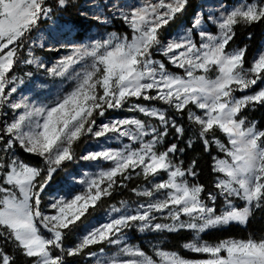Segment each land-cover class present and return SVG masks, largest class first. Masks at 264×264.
Listing matches in <instances>:
<instances>
[{
    "label": "snow or ice",
    "instance_id": "6c2138e0",
    "mask_svg": "<svg viewBox=\"0 0 264 264\" xmlns=\"http://www.w3.org/2000/svg\"><path fill=\"white\" fill-rule=\"evenodd\" d=\"M186 3L187 0H157L131 9L123 15L132 32L130 39L111 34L102 42L74 47L70 55L48 69L50 74L65 76L74 65L86 62L71 77L76 83L70 92L49 106L29 108L23 102L10 104L14 112L21 108L25 111L0 127V240L11 244L31 264H65L64 255H80L85 248L105 241L118 244L119 240L112 237L132 226V222H140L141 231L187 229L196 234L231 222L245 224L253 206L264 203V130H257L254 124L245 127L246 121L238 119L249 104H264V87L243 97L233 96L234 91H245L264 80V51L257 53L250 67L244 66L246 48L226 51L236 25L264 18V0L259 3L240 0L218 20L211 18L219 34L201 29L199 45L192 41L191 30L162 44L159 29L182 12ZM56 6L66 7L67 0H56ZM51 11L46 0H0V97L5 96L16 49L41 17H47ZM200 25L197 17L192 27ZM153 48H158L169 64L184 69V75L171 73L165 63L153 60ZM34 62L35 59L27 61ZM213 70L217 74L209 78L208 73ZM132 97L159 100L177 112L189 104L202 110V115L190 112L188 118L198 126L194 134L203 142L205 151L215 143L223 154L213 157L212 171L218 174L214 183L217 191L208 193L213 204L218 197L223 198L220 214L203 202V185L189 184L186 179L197 175L193 170L195 161L187 170L174 164L169 157L178 151L176 144L157 152L156 146L168 135L169 127L178 137L184 134V128L170 121L162 110L142 105L130 109L158 119L161 131L155 127L149 130L135 118L113 119L97 125L94 114L104 116L107 109H120ZM127 126L134 127L135 134ZM217 129L227 138L226 143L216 139ZM87 134L97 139L109 134L126 136L134 143L139 140L140 147L133 150L126 145L122 151L102 149L82 155V160L110 161L112 166L79 180L85 186L84 191L54 199L49 205L54 214L42 213L41 194L48 181L64 161L73 159V145ZM149 135L151 139L144 141L143 137ZM191 144L189 140V147ZM17 145L24 152L43 158L47 170L43 181L38 179L43 169L16 159L12 150ZM137 169H140L137 175L142 174L145 180L152 177L151 188L133 189L138 196L148 197L149 202L87 231L75 246L65 249L64 230L79 221L90 207H95L102 196L111 195L118 176L131 179V173ZM160 173H165L167 179L157 180ZM234 200L243 201L244 206H235ZM166 210L174 223H151L153 213ZM182 215L189 219L181 221ZM184 247L208 258L189 260L174 252L157 250L158 259H153L140 249L125 246L120 254L127 259L113 256L107 261L98 260L97 264H264V239L224 240L215 245L189 242ZM53 249H59L61 254ZM0 264H14V257L0 249Z\"/></svg>",
    "mask_w": 264,
    "mask_h": 264
},
{
    "label": "rangeland",
    "instance_id": "374dc122",
    "mask_svg": "<svg viewBox=\"0 0 264 264\" xmlns=\"http://www.w3.org/2000/svg\"><path fill=\"white\" fill-rule=\"evenodd\" d=\"M197 1L198 2L195 12L190 18V26L186 27L183 25H179L173 31V33L170 34L162 42V44H166L170 40H175L181 35H187L189 33V30H191L192 41L197 45H199V43L201 42V38L199 36V31L201 29L208 32L209 34L218 35L219 30L217 26L212 23L211 18H215L218 20L221 17L222 13L226 11H230L240 2V0H238V1H232L228 4L225 2V0H197ZM156 2L157 0H83L80 6L81 16L84 17L85 19H91L97 24V26L95 27V25L92 24L88 32H86L83 36L80 37H77L75 35L74 30L71 29L69 25L62 24L58 20L51 19L49 15L47 17H42V20H46L47 22L44 24V26H42L32 34V36L28 40V46L24 49V51L19 54L18 52L19 48L16 49V62L13 66V69L8 73V82L5 85V96L0 97V127H3L6 123H11L16 115L22 114L25 111L24 108H21L14 112L13 109L10 107L11 103L23 102L29 108L49 106L54 102H56L63 95L70 92L75 87V83H76V81L71 77L74 76L76 71H80L82 66L86 62L82 61L81 64L74 65L73 68L69 70V73H67L65 76H57L50 74L48 69L55 67L59 60L70 55L74 47L90 46L92 43L96 41L102 42L103 40L107 39L111 34H116L120 38L127 36L130 39L132 32L128 24L123 19V15L129 14L131 9L133 8L141 7L145 4H151ZM259 2L260 0L252 1V3H259ZM95 17H99L100 19H96ZM197 17H199V19L201 20V25L199 28H193L192 25L197 19ZM171 20L168 23H170ZM113 21H117L119 23L118 25H121L124 28H126L129 31L128 32L129 34H126L125 32L122 34L117 33ZM168 23L166 25H168ZM261 51H264V41L260 43L259 47L257 48V50L253 55V58L257 55L258 52ZM155 55L161 58H155ZM29 59H35L36 62L29 64L27 63ZM152 59L165 63L169 72L180 76L184 75V69L177 68L174 67L172 64H169L167 59L160 54L158 48H153ZM161 59H163L164 61ZM216 74L217 73L215 72V70H213L208 73V76L209 78H215ZM262 87H264V80L258 81L257 85L252 86L249 89H246L245 91H239V90L234 91L233 96L236 98L243 97L245 95L258 91ZM13 89H15V91H13ZM150 94L154 95L155 93L152 92ZM129 99L131 100H128V102L120 109H115V108L107 109L104 116H100L98 113L94 114L97 125H99L101 122L108 123L113 119H124V118L138 119L137 118L138 116H144L142 113L138 111H131L130 109L132 108L133 105H142L149 108H157L162 110L166 115V111L168 108H159L155 105L146 103V102L150 103L152 101L162 103L159 100L145 101L143 99L138 100L135 97ZM164 105L170 107L169 105L166 104ZM171 109H174L176 111V109L173 107H171ZM184 110H186L188 120H189L188 117L190 112L196 115L203 114L202 110L196 108V106L193 104L187 105ZM144 117L149 119H155L147 116ZM168 119L170 120L169 117ZM155 120H157L158 127L162 129L160 121L158 119ZM145 125L148 126L149 130L151 127L156 128V125L152 124L151 122H147L145 123ZM250 125H253V123ZM127 127L129 131L135 134L134 127L132 126H127ZM160 129L157 130L160 131ZM218 132L225 138V143H226L227 138L219 130ZM150 139H151L150 135L143 137L144 141H148ZM126 145L128 146L129 149L136 150L139 149L140 147V141L137 140L134 143L132 140L128 139V137L126 136L118 137L116 134H109V136L102 137L99 139L94 138L91 134L83 135L73 145L72 148L73 161L71 166H67L63 175L60 178H58V180L50 184L47 188H45V190L42 192V199L40 204V210L42 211V213L48 215L54 214V210L49 207V205L53 202L54 199L59 197H70L72 195L84 191L85 186L79 183L78 182L79 180L85 179L86 176L87 177L95 176L100 170L107 169L112 166V163L110 161L82 160L81 159L82 155L93 151H100L102 149H109L112 151H122L124 150V147ZM159 146L160 143L157 144L156 150L157 152H162ZM16 147L19 146L17 145ZM217 151L219 153L218 156L223 157V154L219 152L218 148ZM173 155L174 154H170L169 158L174 163ZM41 159L43 161V158ZM66 161H64L61 165L65 164ZM138 172H140V169H137L136 172H132L131 179H127V180L118 176L116 178L118 181L117 185H122V187H126V184L130 181L135 182L137 180H141L143 182L138 188H136L137 191H143L145 189L151 188L152 177H149L148 180H145L142 174L137 175ZM217 175L218 174H216V178ZM191 177L192 176H187L186 177L187 181H189L188 179H190ZM156 179L157 180L167 179V176L165 173H160V175L156 177ZM117 185H115L110 191L112 192V190L115 189ZM103 186L104 185H102V187ZM107 196L109 195H104L102 197H107ZM153 199H155V197H153ZM148 202H149L148 197L138 196L132 190L129 199L117 200L116 202L110 204L102 212H99L94 218L90 219L88 222L84 224L79 225L78 222L80 220L77 221L75 224H73L75 226L77 225L76 229L79 230H77L74 233L72 241L68 244L67 243L63 244V247L67 249L75 246V244L82 238L84 234H86L87 231L95 227L101 226L104 223L109 222L113 217H119L121 215L129 214V212H134L137 210L140 204H147ZM233 203L235 204V206L239 208H242L244 206V202L240 200H234ZM223 207H224V201H223ZM223 207L221 208V211ZM91 208L93 207H90L89 209ZM114 208L120 209V211L114 212L113 211ZM253 208H255V206H253ZM152 215L154 216V219L151 221L152 224L174 223L170 218V215L167 210L164 213H153ZM250 216L251 213L248 217V220L250 219ZM188 219L189 218L186 216L183 215L181 216V221H187ZM139 223L140 222H132V226L124 228L116 236L112 237L113 239L119 240L118 244H109L107 241H105L103 243L95 244L88 248H85L84 251L82 252L84 253L83 255L84 263L97 264L98 260L107 261L113 256H118L120 259H127V257H124L122 254H120V249L125 246L140 249L146 255L152 257L153 259H158L156 257L157 250H162L165 252H174L170 250L169 242L165 235L177 231H186L189 233V239L181 244V249L185 253H190L196 257L195 259H189V260H202L208 258L206 254L195 253L184 247V244L189 242L207 243L200 239V236L204 232L196 234L193 231L187 229H179L174 232H168L166 230L153 231L149 229H145L141 231L139 227ZM229 224H235L241 227L245 226V224H239L236 222H231ZM225 226L227 225H221L218 227L209 228L205 232L213 229H220ZM69 227H71V225ZM41 231L43 232L44 230L41 229ZM44 234L48 235L46 232ZM227 240H234V239H227ZM217 243H207V244L215 245ZM57 253H60L59 249H57Z\"/></svg>",
    "mask_w": 264,
    "mask_h": 264
},
{
    "label": "trees",
    "instance_id": "16d2710c",
    "mask_svg": "<svg viewBox=\"0 0 264 264\" xmlns=\"http://www.w3.org/2000/svg\"><path fill=\"white\" fill-rule=\"evenodd\" d=\"M83 0H67V6L64 8H58L56 6V0H46V4L52 8L49 17L51 19L58 20L62 24H67L74 30L77 37L83 36L88 32L92 24L97 26V24L91 19H85L81 16V2ZM238 0H225L226 3ZM253 0H251L252 2ZM197 0H187L186 6L182 12L177 14L168 25L163 26L159 29V40L161 43L173 33V31L179 26H190V18L195 12L197 7ZM46 20L41 19L38 23L32 28V30L26 34L22 42V46L18 47L19 54L24 51L28 46V40L32 34L44 26ZM116 32L119 34L126 33L129 34L128 30L117 21H113ZM235 35L233 39L229 42L226 47V51H231L237 48L245 49V67H250L253 55L260 43L264 41V18L252 22L251 24H238L235 26ZM155 58H161L155 55ZM163 60V59H161ZM164 61V60H163ZM131 100V99H129ZM147 104L155 105L159 108H168L166 111L167 117L171 121H175L177 126L184 128V134L182 136L177 135L175 130L171 127L168 129V135L163 138L160 143V150L165 151L168 146L171 144H176L178 151L173 155V161L176 164H179L183 169L187 170L195 161L194 171L196 172L195 177L188 179L190 184H200L204 187V192L201 193V198L205 204H209L216 209V213H220L221 208L223 207V200L221 197H218L215 203L208 199V193H215L217 190L214 188V182L216 174L212 171V162L213 157L218 156L215 143H212L210 149L205 151L203 142L196 136L195 130L198 128L197 125H194L191 121L187 119L186 110L182 112H177L171 107H167L159 102H146ZM115 111V110H114ZM119 111V110H117ZM139 120L144 123L151 122L156 125L157 129H160L157 125V120L149 119L144 116H138ZM238 119H244L246 121L245 126L254 124L257 130H264V104H249V106L243 108L238 114ZM162 129H160L161 131ZM159 131V130H158ZM216 139L220 140L222 143H225V138L218 132L215 131ZM211 140V134L209 136ZM189 140L192 141L191 146L189 147ZM183 149V151H179ZM15 157L18 160L23 161L26 164H29L33 167L43 169L41 176L38 178L43 181L47 176L46 165L43 163L42 159L37 155L29 154L23 152L19 147L13 149ZM72 160H67L65 164L61 165L56 172L52 174L51 179L48 181L47 188L50 184L60 178L66 167L71 166ZM143 181L137 180L135 182L130 181L126 184V187L122 185H117L115 189L112 190L111 195L107 197H102L96 204L95 207L88 209L84 216L81 217L78 224H84L90 219L94 218L99 212H102L110 204L116 202L119 199L127 200L130 198V194L133 189L138 188ZM45 190V189H44ZM42 199V194H41ZM77 226V225H76ZM75 225H71L68 229L64 230V236L62 240V245L65 243H70L74 236V233L79 230L76 229ZM169 242L170 250L179 254L180 256L186 259H195L196 257L190 253H185L181 249V244L189 239V233L186 231H177L174 233H168L165 235ZM255 239L261 240L264 239V203H261L259 207L253 208L251 211L250 219L247 221L244 227L235 224H228L227 226L220 229H213L207 232H204L200 239L207 243H217L222 240L234 239V240H246V239ZM0 249L7 251L9 255L14 257V264H31L29 258L23 256L11 244H5L3 240H0ZM53 252L56 254L57 249H53ZM83 255H77L68 257L64 255L65 264H85L83 261Z\"/></svg>",
    "mask_w": 264,
    "mask_h": 264
}]
</instances>
